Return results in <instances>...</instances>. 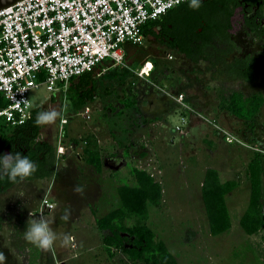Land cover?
<instances>
[{
  "label": "rangeland",
  "instance_id": "374dc122",
  "mask_svg": "<svg viewBox=\"0 0 264 264\" xmlns=\"http://www.w3.org/2000/svg\"><path fill=\"white\" fill-rule=\"evenodd\" d=\"M184 6L179 15L184 21L203 10V6L193 10L189 3ZM233 41L240 55L249 53L261 63L252 83L237 82L223 68L203 61L191 63L177 56L175 62H167L150 45L147 51L145 47L126 45L124 66L99 69L94 77L96 96L92 103L79 110L70 107L63 116L66 124L62 129L59 119L53 126H40L38 138L49 137L54 147L50 176L14 184L0 195V252L7 257L6 264H152L156 258L131 263L118 249L106 252L101 238L108 232L98 231L95 220L108 215L126 226L149 229L153 242L167 250L157 264H264V227L248 234L239 223L248 204L246 167L253 151L225 144L210 125L188 111L183 114L167 98L154 94L149 82L138 80L134 74L144 61L152 62L151 82L168 84L171 79L189 109L207 113L208 120L240 142L264 151V43L239 35ZM233 91L248 97L262 94V102L249 122L237 121L220 108ZM121 94L124 100L119 99ZM27 98L31 108L58 111L67 99L46 91L41 84L31 89ZM85 108L86 118L80 115ZM180 117L187 125L181 124ZM2 125L0 121V135L8 134V128ZM176 126L181 132L174 131ZM84 149L97 155L99 171L85 162ZM133 170H142L156 183L159 197L150 195L155 203L136 197L134 190L139 185ZM208 170L215 172L220 183L235 184L223 196L229 228L216 236L209 233L200 195ZM77 185L84 187L83 196L74 192ZM260 191L263 198L264 162ZM43 201L52 208H41ZM66 207L72 211L71 218L64 222L60 217ZM121 210L125 213L122 216L118 212ZM261 210L264 213V203ZM34 212L58 233L75 239L67 245L58 240L49 251L30 244L23 233ZM141 213H145V219ZM245 224L250 225L247 221ZM121 237L124 247H135L131 238Z\"/></svg>",
  "mask_w": 264,
  "mask_h": 264
},
{
  "label": "built area",
  "instance_id": "2783aa9c",
  "mask_svg": "<svg viewBox=\"0 0 264 264\" xmlns=\"http://www.w3.org/2000/svg\"><path fill=\"white\" fill-rule=\"evenodd\" d=\"M186 1L23 0L0 11V96L5 101L0 121L9 127L22 125L32 109L28 92L40 84L63 96L70 80L91 73L104 61L124 66L123 44L140 46L146 23ZM151 71L147 60L135 75L146 80ZM152 86L182 112L210 125L225 144L251 149L207 116L189 109L181 92ZM87 112L85 108L80 115L86 118ZM65 121L59 119V129ZM180 121L186 125L183 117ZM174 131L181 128L176 126ZM41 208L50 205L43 201Z\"/></svg>",
  "mask_w": 264,
  "mask_h": 264
},
{
  "label": "trees",
  "instance_id": "16d2710c",
  "mask_svg": "<svg viewBox=\"0 0 264 264\" xmlns=\"http://www.w3.org/2000/svg\"><path fill=\"white\" fill-rule=\"evenodd\" d=\"M187 3H190V0L180 5H186ZM155 23L156 20L146 23L142 28L143 35L154 37L151 28ZM184 55L188 58H194L189 53ZM66 96L67 100L71 102V107L75 110H79L86 106V104L92 103L95 97L92 73H86L74 80H70ZM261 102L262 98L259 96L243 99L241 95L233 93L222 101L220 108L228 115L246 123L254 117ZM4 106L5 101L0 96V109ZM39 111H42L39 107L32 108L22 125L9 127L3 123L2 127L8 128L9 131L8 134L0 135V154H4V150H7L8 153L20 152L39 165V170L26 181L48 178L55 158L54 150L49 145L42 143V141H37L40 126L36 124L35 120ZM83 154L85 155V162L91 164L96 171H99L101 164L97 155L91 154L87 149L83 150ZM261 156L259 152L254 151L246 167L249 189L248 204L239 223L248 234H252L258 227H264V213L261 210L264 203V195L262 198L260 191ZM132 173L139 185L134 190L136 197L141 200H147L150 203H155V200L159 197V188L150 175L144 173L142 170H133ZM13 185L6 177L0 178V194L7 191ZM234 185V182L220 183L215 172L212 170L206 172V178L201 186L200 195L208 219L211 236L219 235L229 228V216L223 203V196L229 193L234 188ZM151 194L156 197L155 200L150 198ZM118 212L121 216L125 214L123 210ZM126 214L128 215V210ZM112 218H114L112 215H108L95 220V226L99 231L108 232V235L101 238V243L107 253L111 248L118 249L131 263L140 262L141 260L149 262L151 259L156 258V260L151 261L152 264H157L158 259H162L164 255H167L166 248L160 243L155 244L153 242V233L145 226H126L120 222H115ZM141 218H146L145 213H141ZM246 221L250 223L249 227L246 224L244 225ZM121 235L126 236L128 239L131 238L135 247H124Z\"/></svg>",
  "mask_w": 264,
  "mask_h": 264
},
{
  "label": "flooded vegetation",
  "instance_id": "af4514ba",
  "mask_svg": "<svg viewBox=\"0 0 264 264\" xmlns=\"http://www.w3.org/2000/svg\"><path fill=\"white\" fill-rule=\"evenodd\" d=\"M200 4L203 10L190 20L184 21L179 17L185 10L184 5L176 6L159 17L151 28L154 37L144 38L141 48L145 47L147 51V47L152 46L167 62H175L177 56L191 63L203 61L210 66L223 68L224 73L237 82L242 84L254 82L261 63L249 53L240 55L239 48L233 40L239 35L251 41L264 43V0H200ZM186 53L193 55L194 58L185 57ZM166 55H170L171 59L167 60ZM152 73L153 66L147 78L151 86L176 93L171 79L167 81L168 84L156 81L154 83L150 81ZM169 73L170 76L173 75L172 70H169ZM152 90L154 94L165 97L156 88L153 87ZM233 93L241 95L243 99L263 97L261 93L248 97L239 91H233L225 99ZM198 113L208 117L207 113L203 114L201 111ZM37 141H42L54 150L49 137L37 138ZM31 215L32 218L39 217L36 212L29 217ZM1 218L0 213V230Z\"/></svg>",
  "mask_w": 264,
  "mask_h": 264
},
{
  "label": "clouds",
  "instance_id": "9594fccd",
  "mask_svg": "<svg viewBox=\"0 0 264 264\" xmlns=\"http://www.w3.org/2000/svg\"><path fill=\"white\" fill-rule=\"evenodd\" d=\"M200 6V0H190L189 7L191 9L198 10ZM70 107L71 102L65 99L60 111L56 109L39 111L35 122L38 126H53L58 119L63 118ZM38 170L39 165L20 152L0 154V178L6 177L12 184H17L31 178ZM73 190L81 196H83L85 191L81 185L75 186ZM71 211L70 207H66L60 217L61 220L67 222L71 218ZM23 235L27 242L45 251L52 250L58 240L63 245H67L75 239L71 235L60 234L55 231L50 222L42 216L28 220ZM6 261L7 257L3 252H0V264H6Z\"/></svg>",
  "mask_w": 264,
  "mask_h": 264
},
{
  "label": "crops",
  "instance_id": "0c3cea01",
  "mask_svg": "<svg viewBox=\"0 0 264 264\" xmlns=\"http://www.w3.org/2000/svg\"><path fill=\"white\" fill-rule=\"evenodd\" d=\"M144 37H143V39L144 38H149V36H145V35H143ZM128 46L129 44H123V48H124V46ZM131 46V45H130ZM135 47H141V45L140 46H135ZM123 55H124V60H125V58H126V53L124 52V49H123ZM152 63V62H151ZM103 66H105V67H103ZM112 66H119V65H111V63L109 62V61H104L99 67H97L96 69H94L91 73H92V77H93V79H94V77L97 75V73H98V71H99V69L102 71H105V70H107V69H109L110 67H112ZM121 67H123V66H121ZM100 71V72H101ZM135 74V73H134ZM135 77H136V75H135ZM138 80L140 79L142 82H144V83H148V81H147V79L146 80H142L141 78H138V77H136ZM75 79V78H74ZM74 79H72V80H74ZM67 86H68V83H67ZM67 86H66V90H65V92H64V96H66V92H67ZM57 96L58 97H60L61 96V94H57ZM96 96V95H95ZM67 97V96H66ZM52 98V97H51ZM50 98V99H51ZM166 98V97H165ZM53 99V98H52ZM119 99H121V100H124V96L121 94L120 95V97H119ZM168 99V98H167ZM169 100V102L170 103H172V104H174L170 99H168ZM175 105V104H174ZM176 106V105H175ZM186 112H183V114H185ZM187 114V113H186ZM188 117H190V115H188ZM232 117V116H231ZM191 119H194V117H190ZM233 119H235V120H237V121H240L239 119H236V118H234V117H232ZM195 120H197V119H195ZM186 125H187V123H186ZM235 135V134H234ZM235 136H237V135H235ZM238 137V136H237ZM218 138H220L221 139V137L220 136H218ZM222 140V139H221ZM251 147V146H250ZM255 147H257L256 145H254V146H252L251 147V151H255V152H259V154H261L262 156H261V163H260V166L262 167V164H263V162H264V151L263 150H261V149H258V148H255ZM252 152V153H253ZM226 207V206H225ZM227 210V209H226ZM228 213V212H227ZM229 216V215H228ZM229 222H230V220H229ZM99 231V230H98ZM100 232H106V231H100Z\"/></svg>",
  "mask_w": 264,
  "mask_h": 264
},
{
  "label": "water",
  "instance_id": "95a60500",
  "mask_svg": "<svg viewBox=\"0 0 264 264\" xmlns=\"http://www.w3.org/2000/svg\"><path fill=\"white\" fill-rule=\"evenodd\" d=\"M23 0H0V11L9 8L15 4H17L18 2H21ZM7 153L6 150H4V154Z\"/></svg>",
  "mask_w": 264,
  "mask_h": 264
}]
</instances>
